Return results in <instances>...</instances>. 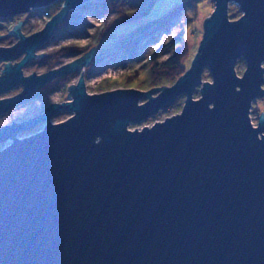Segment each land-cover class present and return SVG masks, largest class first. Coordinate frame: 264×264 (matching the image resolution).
Listing matches in <instances>:
<instances>
[{
	"label": "water",
	"instance_id": "1",
	"mask_svg": "<svg viewBox=\"0 0 264 264\" xmlns=\"http://www.w3.org/2000/svg\"><path fill=\"white\" fill-rule=\"evenodd\" d=\"M58 1L40 31L26 37L20 21L9 32L18 42L0 47V95L23 87L0 99V116L48 82L79 75L68 101L0 128V146L11 141L0 150V264H264L263 112L257 125L250 119L264 98V0H212L197 53L171 87L97 94L80 72L95 48L22 77L69 12L104 0H0V20ZM181 96L179 114L128 129ZM60 113L71 115L53 124ZM41 122L39 133L17 138Z\"/></svg>",
	"mask_w": 264,
	"mask_h": 264
},
{
	"label": "rangeland",
	"instance_id": "2",
	"mask_svg": "<svg viewBox=\"0 0 264 264\" xmlns=\"http://www.w3.org/2000/svg\"><path fill=\"white\" fill-rule=\"evenodd\" d=\"M187 1L189 0H149L146 5V7H149L148 14L128 22H121V16L118 14V10H110V6L116 5L117 2L120 3V0H108V2H106L108 8L106 12H102V15L100 16L88 13V9H94V7H90V5L94 4L88 3L82 8L79 7L78 9L69 12L67 18L63 22L64 24L62 23L63 25L56 30L54 37L38 51V56L45 55L44 57L54 60V65L57 64V66H62L81 58L85 52H82L81 54L75 53L90 46L91 49H96V57L92 60V62L95 63L91 62L90 65L81 69V73L85 70L84 79H88L92 75H97L99 71L104 68L103 66L108 64V62L111 63L110 66L120 67L121 72H119L115 78H101V80L90 79L86 83L87 92L89 94H97L99 87L104 83L109 82H112L113 84L108 87L107 91L121 88L138 89V85L148 76L147 70L149 67L146 66L143 68V65H145V60L149 55L159 46L160 43H166L175 35L183 33L187 45V52L182 65L187 72L203 38L204 20L211 17L213 12L214 3L212 0H198L193 2L189 8L184 10L180 16L174 20L169 27L168 32L160 36L159 40L151 42L148 39H145L142 41L143 37L148 35L155 25L159 26L161 24L160 22L166 19L168 13L174 7L179 4H184ZM61 6L62 1H58L47 8L32 10L26 15L24 14L0 20V37L4 36L0 38V46L6 47L15 42V35H9V32L12 31L15 26H18L20 21L23 22L20 26V32L27 36L31 35L40 31L45 23L60 10ZM240 17L241 12L238 7L231 4L229 8V19L235 21ZM78 32V37L73 36ZM70 47L75 48L73 50L74 53L68 52L67 49ZM174 52L175 51L164 56L160 61L166 60L173 55ZM133 53L136 55L132 58L131 54ZM1 65L2 64H0V71L3 67ZM34 69V66L27 68L25 74H30ZM244 70L245 63L238 60L236 63L237 75L241 77ZM78 77L79 75L77 74L75 80H70L66 83L64 88L57 89V94L46 96L44 100L19 108L11 115L2 118L0 120V127L9 124L10 121L19 120L20 118H25L34 114L38 112L42 106L51 102L58 101L62 103L68 101V98H66L68 94L67 89L70 86L76 85ZM203 81H211L208 70L203 74ZM50 86V88L46 87V90L43 92L49 91L51 88H53L54 91L56 90L55 84L52 83ZM12 92H14V90L0 95V99L10 96ZM43 92L41 93L43 94ZM41 93H39V95H42ZM198 97L199 91L197 90L194 94V98L196 99ZM144 102L145 99L141 100L140 103ZM183 103L184 96H181L169 108L160 110L155 115L150 116L138 124H130L128 129L131 131L137 129V131H139L144 127H151L154 123L162 122L169 117L175 116L181 112ZM261 112H263L264 120V99L258 98L252 103L250 112V119L254 126L257 125ZM70 115V113H63L52 118L51 121L53 124H56L65 121ZM27 135L28 133L21 134L19 135V138H23ZM10 142L11 141H7L4 145L0 146V150L5 146H8Z\"/></svg>",
	"mask_w": 264,
	"mask_h": 264
},
{
	"label": "trees",
	"instance_id": "3",
	"mask_svg": "<svg viewBox=\"0 0 264 264\" xmlns=\"http://www.w3.org/2000/svg\"><path fill=\"white\" fill-rule=\"evenodd\" d=\"M148 1L149 0H120V3L117 2L116 5H111L110 10L112 11L118 10V14H120L121 16L120 17L121 22L133 21L148 14L149 7H146ZM196 1L198 0H189L184 4H179L176 7H174L168 13L166 19L160 22L161 24L159 26L155 25L154 26L155 29L152 27L153 29L151 30V32H149L148 35L143 37L142 41L145 39L146 40L148 39L151 42H155L159 40L160 36L168 32L169 27L172 25L174 20H176L184 10L189 8L191 4ZM106 2H108V0H104L102 2L89 1L84 5H82L80 8L86 6L88 3L89 4L92 3L94 5H90V7H94V9H88L87 10L88 13L96 16H100L102 15V12H106L108 8V4ZM63 24H61L59 28ZM78 35L79 32L73 36L78 37ZM142 44L144 45L143 42ZM74 49H75L74 47H70L67 50L70 53H74L73 52ZM90 49L91 47L89 46L86 49L84 48V50L81 51L79 50V52L75 54H81L82 52L86 53ZM173 51H175L173 55H171L169 58H167L164 61H160L161 58L170 54ZM186 52H187V45L183 33L175 35L166 43H162V44L160 43L159 46L145 60V65H143V68H145L146 66L149 67L147 70L148 76L145 80L142 81L141 84L138 85L137 88L146 91L157 87H171L186 72V69L182 65L183 60L185 59L186 56ZM131 55L133 58L136 54L133 53ZM110 64L111 63L108 62V64H105V66L103 67L109 66ZM76 75L77 74H75V77ZM72 78H73L72 75L61 78L60 81H58L55 85L56 90L60 88H64L66 83L69 82ZM111 84L113 83L112 82L104 83L101 87H99L98 93L106 92L108 90V87L111 86Z\"/></svg>",
	"mask_w": 264,
	"mask_h": 264
},
{
	"label": "flooded vegetation",
	"instance_id": "4",
	"mask_svg": "<svg viewBox=\"0 0 264 264\" xmlns=\"http://www.w3.org/2000/svg\"><path fill=\"white\" fill-rule=\"evenodd\" d=\"M25 15H26V14H25ZM37 32H38V31H37ZM21 33H22V32H21ZM35 33H36V32H35ZM22 34H23V33H22ZM23 35H25V34H23ZM25 36L28 37L29 35H28V36L25 35ZM52 38H53V37H52ZM17 42H18V39L16 38V35H15V42H14V43H11L9 46H6V47H12V46L15 45ZM44 46H45V45H44ZM44 46H43V47H44ZM0 47H4V46H0ZM43 47H42V48H43ZM42 48H41V49H42ZM37 53H38V51L36 52V58L33 59L32 61L28 62V63H27L22 69H21L22 77H27V76H30V75H32V74H35V75L45 74V73H48L49 71H52V70L58 69V68L60 67V66H57V64L54 65V64H55L54 60H50V59H48L47 57H44V56H43V57H41V56L38 57ZM19 60H20V59H19ZM19 60L10 63V65H11V66H14ZM0 64H2L1 66H3V67H4V65H5V63H0ZM31 66H34L35 69H34L30 74L26 75V74H25V70H26L27 68H30ZM3 67H2V69H3ZM1 75H2V70H1V72H0V76H1ZM71 75L73 76V78H72L71 80H75V74H71ZM68 76H70V75H68ZM63 77H66V76H63ZM63 77L56 78V79H54V80L48 82V83L45 84L44 86L40 87L36 92H34L33 94H31V95L29 96V98H28L26 101H24V102H22V103H20V104H17V105L14 106L10 111H8L7 113L2 114V115L0 116V120H1L2 118H5V117L11 115L13 112H15L16 110H18L19 108H23V107H25V106L31 105L32 103H36V102H38V101L44 100V99L46 98V96H51V95H55V94H57L56 92H57L59 89L54 91L53 88H51V89H49V91H45V92H43V91L46 90V87H47V88H50V87H51L50 84H52V83L56 85V83H57L58 81H60V79L63 78ZM49 86H50V87H49ZM13 90H14V92H12V94H11L10 96H8V97H6V98H3V99L12 98V97L18 95L20 92H22L23 87H22L21 85H20V86H16V87L12 88L11 90H9V91H7V92H11V91H13ZM41 92H43V94H42ZM39 93H41L42 95H39ZM44 94H45V95H44ZM62 103H63V102H62ZM54 104H61V102H58V101H57V102H51V103H49V104H47V105L42 106L38 112H36V113H34V114H31V115H29V116H27V117H25V118H20L19 120H15V121L13 120V121H10L9 124H5L4 126L18 125V124H21V123H24V122L30 121V120L34 119L35 117H38V116L44 114V112H45L47 109H49V108H50L52 105H54ZM60 114H63V113H60ZM60 114H57V115L53 116V118L56 117V116H58V115H60ZM44 125H45V122L38 123V124H36L34 127H32L29 131L19 133V134L17 135V138H18V139H24V138H27V137H29V136H32V135H34V134H36V133H39V132L44 128ZM4 126H3V127H4ZM0 128H2V127H0ZM26 133H28L27 136H25V137H23V138H19V135H21V134H26ZM30 133H33V134H30ZM8 141H9V140H8ZM5 143H6V142H5ZM5 143H4V144H5ZM4 144H2V145H4ZM2 145H1V146H2ZM5 147H6V146H5Z\"/></svg>",
	"mask_w": 264,
	"mask_h": 264
},
{
	"label": "built area",
	"instance_id": "5",
	"mask_svg": "<svg viewBox=\"0 0 264 264\" xmlns=\"http://www.w3.org/2000/svg\"><path fill=\"white\" fill-rule=\"evenodd\" d=\"M37 55H38V53H37ZM120 70H121V68L117 67V66H110V65L106 66L103 69H101L97 75H95V76L92 75L90 78L85 79V84L90 79L101 80V78L102 79L115 78L119 74V72H121ZM83 74H85V70H84ZM86 87H87V85H86Z\"/></svg>",
	"mask_w": 264,
	"mask_h": 264
}]
</instances>
